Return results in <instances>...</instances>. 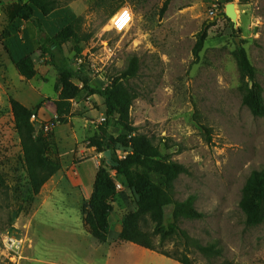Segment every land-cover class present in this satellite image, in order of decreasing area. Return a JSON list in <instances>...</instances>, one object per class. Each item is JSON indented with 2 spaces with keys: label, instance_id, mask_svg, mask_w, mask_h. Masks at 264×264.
<instances>
[{
  "label": "rangeland",
  "instance_id": "374dc122",
  "mask_svg": "<svg viewBox=\"0 0 264 264\" xmlns=\"http://www.w3.org/2000/svg\"><path fill=\"white\" fill-rule=\"evenodd\" d=\"M58 1L60 8L80 13V51L73 42L63 45L74 69L90 71L106 87L130 57L140 59L138 76L128 82L138 93L130 110L134 134L152 138L171 160L189 169L175 184V198L193 196L205 218L183 220L180 227L202 245L216 243L222 249V256L207 258L190 247L193 263L264 264V223L247 226L239 206L247 178L264 169V117H254L243 104L248 79L235 57L238 47L247 51L264 97V0L233 1L237 28L225 16L224 0H173L165 13L166 0ZM124 7L133 11L134 20L119 33L113 17ZM18 13L16 0H0V264H180L131 243L101 244L85 230L82 208L106 159L92 146L107 136L117 138L124 129L99 121L94 110L100 114L106 109L99 96L74 102L68 124H55L51 102L59 97L57 73L50 56L39 49L46 36L40 28L54 34L61 23L38 14L41 24L24 23L25 41L16 36L9 43L15 59L36 53L37 75L26 80L3 45V32ZM204 29L208 37L196 58L194 49ZM10 98L33 109L37 130L51 132L57 143L62 169L37 196L31 194L22 163ZM41 108L45 116H39ZM115 148L119 158L131 151L119 143ZM111 174L121 186L110 215L113 229L115 220L122 225L120 219L137 210L139 196ZM81 176H86L83 186ZM172 210L166 208V224ZM159 248L179 255L186 246L184 240L173 239Z\"/></svg>",
  "mask_w": 264,
  "mask_h": 264
},
{
  "label": "trees",
  "instance_id": "16d2710c",
  "mask_svg": "<svg viewBox=\"0 0 264 264\" xmlns=\"http://www.w3.org/2000/svg\"><path fill=\"white\" fill-rule=\"evenodd\" d=\"M19 13L12 19L7 30L3 32L5 40L3 45L18 73L26 80H32L37 71L33 60L34 52H29L22 58L15 59L9 43L23 31L24 23L39 21L37 16L51 18L61 23L59 30L51 34L47 29L40 28L46 33L40 50L50 56L49 64L57 73L56 93L59 97L54 101L56 105L57 125L68 124L72 116L74 102L99 96L105 100L106 123L118 124L124 132L117 138L107 136L99 143L94 144L97 152H112L111 163L99 167L93 192L89 202L82 208L83 225L99 243L106 244L109 236V219L113 212L117 185L112 177V172L123 184L133 189L139 196L137 210L125 215L118 241L131 243L141 248L158 252L180 264H194L188 252L190 247L196 248L207 258L222 256V249L216 243L202 245L194 240L180 227L183 220H201L205 214L195 206V198L188 197L178 201L175 184L180 176L188 175L189 169L178 162L171 160L152 138L145 135L134 134L137 131L132 124L130 110L138 93L128 85L136 78L140 71V59L132 56L127 67L113 76L106 87L99 86L93 79L91 72L83 68L74 69L70 60L65 55L63 45L82 42L80 13H75L71 7H59L58 0H16ZM173 0H166L162 13H165ZM231 3L234 0H224ZM208 37V30L199 33L194 55L199 58ZM91 37L85 38V41ZM6 41H8V46ZM77 51H80L77 48ZM237 67L244 79H248L242 87L243 104L256 118L264 117L263 88L257 83V70L251 63L247 51L238 47L235 54ZM75 80L79 84H75ZM251 83H253L251 85ZM48 101H53L48 99ZM11 110L15 121V130L22 150V163L26 169L32 196L40 194L42 188L61 169L62 163L58 155V147L51 132L43 129L37 130L35 125L34 110L28 108L15 98H10ZM206 133L209 130L204 127ZM130 148V153L120 159L116 155V144ZM173 207L172 220L166 224V208ZM249 227H257L264 223V169L253 171L247 178L242 189L239 203ZM150 223L152 228L149 229ZM156 239L159 243L156 244ZM181 239L185 241L186 248L181 254H169L161 250L167 241ZM159 245V246H158Z\"/></svg>",
  "mask_w": 264,
  "mask_h": 264
},
{
  "label": "built area",
  "instance_id": "2783aa9c",
  "mask_svg": "<svg viewBox=\"0 0 264 264\" xmlns=\"http://www.w3.org/2000/svg\"><path fill=\"white\" fill-rule=\"evenodd\" d=\"M125 13H127L126 18H124ZM133 20H134L133 11L130 8L124 7L121 10H119L115 14V16L113 17V29L119 33H123L131 27V25L133 24ZM94 112L97 113V115L99 116V121L101 123L107 121L106 111L104 113L99 114V110L95 109ZM120 159H122V158H120ZM116 192L117 193L121 192V186L119 184L117 185V191Z\"/></svg>",
  "mask_w": 264,
  "mask_h": 264
},
{
  "label": "crops",
  "instance_id": "0c3cea01",
  "mask_svg": "<svg viewBox=\"0 0 264 264\" xmlns=\"http://www.w3.org/2000/svg\"><path fill=\"white\" fill-rule=\"evenodd\" d=\"M27 24L28 23H26V25ZM26 25L23 27L22 35L20 33L18 34L19 39H21L22 41H25V37H26ZM46 38H47V36H45L44 39H46ZM6 43H8V41H6ZM51 103H52V113H53V117H54V115L56 117V105H55L54 102H51ZM39 116H45L44 108H41V110L39 112ZM96 173L97 172H95V176H94L95 178H96ZM95 178L92 180V183H90V185H89V188H88L89 189V195H91L92 192H93V185H94V182H95ZM85 179H86V176H83V177L81 176V178H79V181H80L79 182V186H81V185L83 186L84 185L83 182L85 181ZM120 220H122V218ZM114 223H115V225H114V227L112 229V218L110 217V219H109L108 244L119 239V235H120V231H121V226L122 225H120L121 223L118 220H115Z\"/></svg>",
  "mask_w": 264,
  "mask_h": 264
},
{
  "label": "water",
  "instance_id": "95a60500",
  "mask_svg": "<svg viewBox=\"0 0 264 264\" xmlns=\"http://www.w3.org/2000/svg\"><path fill=\"white\" fill-rule=\"evenodd\" d=\"M225 16L227 18H229L233 22L234 27L237 28L238 13H237L236 5L233 2L228 3L226 5V13H225ZM236 42H237V44H239V40L238 39H236ZM252 84L253 83H251V85ZM104 156H105V158L107 160V163L108 164L111 163V160H112V152L108 150V151H106L104 153Z\"/></svg>",
  "mask_w": 264,
  "mask_h": 264
},
{
  "label": "snow or ice",
  "instance_id": "6c2138e0",
  "mask_svg": "<svg viewBox=\"0 0 264 264\" xmlns=\"http://www.w3.org/2000/svg\"><path fill=\"white\" fill-rule=\"evenodd\" d=\"M126 17H127V13L124 14V18H126Z\"/></svg>",
  "mask_w": 264,
  "mask_h": 264
}]
</instances>
